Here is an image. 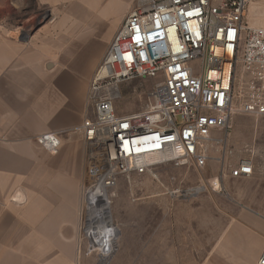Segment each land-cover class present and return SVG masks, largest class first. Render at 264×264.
<instances>
[{
	"label": "built area",
	"instance_id": "built-area-1",
	"mask_svg": "<svg viewBox=\"0 0 264 264\" xmlns=\"http://www.w3.org/2000/svg\"><path fill=\"white\" fill-rule=\"evenodd\" d=\"M137 1L90 83L93 116L80 127L87 212L92 203L111 205L122 177L169 163L204 168L210 145L226 144L235 114L264 116V22L245 24L249 0ZM138 77L154 81L145 107L118 113L121 83ZM36 140L52 154L62 145L54 131ZM253 172V161L243 159L231 175ZM211 186L220 187L219 176ZM258 264H264V247Z\"/></svg>",
	"mask_w": 264,
	"mask_h": 264
},
{
	"label": "crops",
	"instance_id": "crops-1",
	"mask_svg": "<svg viewBox=\"0 0 264 264\" xmlns=\"http://www.w3.org/2000/svg\"><path fill=\"white\" fill-rule=\"evenodd\" d=\"M41 37L31 33L28 41L0 31V264H76L83 149L65 134L80 132L93 115L82 120L75 112L74 84L59 102V75L47 70L53 63L44 62L50 52L36 42ZM51 131L63 141L55 156L36 143L38 135ZM82 138L85 142L83 133ZM44 172L57 191L40 190ZM257 183L252 191L258 197L239 203L232 193L224 198L204 191L180 200L176 209H132L111 243L119 242L116 257L122 251L126 264H258L264 178ZM220 200H226L224 207Z\"/></svg>",
	"mask_w": 264,
	"mask_h": 264
},
{
	"label": "rangeland",
	"instance_id": "rangeland-1",
	"mask_svg": "<svg viewBox=\"0 0 264 264\" xmlns=\"http://www.w3.org/2000/svg\"><path fill=\"white\" fill-rule=\"evenodd\" d=\"M137 6V0H0V31L20 33L28 41L31 33L42 34L41 39L36 42L43 45L45 54L50 52L44 62L53 63V67L46 69L59 75V102H63L66 90L74 84L75 112L83 120L93 115V104L89 98L92 76L125 18ZM79 10V15H83L81 19L77 15ZM263 22L264 0H249L245 24L256 26ZM73 24H76L74 28ZM153 83V80L146 77L122 82L120 95L114 101L116 111L128 114L142 110ZM65 135H69L67 142L70 140L69 142L77 143L83 149L82 178L77 189L81 203L75 241L76 264H100V250L87 236L88 212L82 199L86 181L87 146L81 131ZM36 143L48 155H57L49 153L37 140ZM62 146L63 144L60 149ZM209 155L210 158L202 169H197L193 164L178 167L169 163L155 167L152 173L134 174L130 179L122 177L115 188L110 208L118 225V238L123 223L130 220L132 209L137 207L176 209L180 200L192 199L204 191L218 193L224 198H230L232 193L236 197V203L257 198L258 193L253 194L252 190L259 187L257 182L261 177L264 178V116L235 114L226 144L210 145ZM243 159L253 161L254 172L246 178L236 179L231 175V170ZM217 176L220 177V187L214 190L211 182ZM40 186L43 191H57L58 184L48 182L44 172ZM176 188L200 190L195 194H172L171 191ZM157 198L165 201L160 202ZM156 199L158 201L153 202ZM219 202L222 207L226 205V200ZM115 208L119 218L115 214ZM144 219L146 220L145 216ZM167 219L171 220L172 217L168 216ZM118 245L119 242H116L105 252V257L113 253L107 264L129 263V257H125L122 251L116 257Z\"/></svg>",
	"mask_w": 264,
	"mask_h": 264
},
{
	"label": "bare ground",
	"instance_id": "bare-ground-1",
	"mask_svg": "<svg viewBox=\"0 0 264 264\" xmlns=\"http://www.w3.org/2000/svg\"><path fill=\"white\" fill-rule=\"evenodd\" d=\"M197 189L200 190V188ZM97 199L102 200L103 196H99ZM110 208V202L106 201L98 205L92 203L88 211L89 225L86 228L87 236L100 250V264H107L113 253H110L106 258L104 254L107 249L113 246L111 243L118 237V225L111 214Z\"/></svg>",
	"mask_w": 264,
	"mask_h": 264
},
{
	"label": "water",
	"instance_id": "water-1",
	"mask_svg": "<svg viewBox=\"0 0 264 264\" xmlns=\"http://www.w3.org/2000/svg\"><path fill=\"white\" fill-rule=\"evenodd\" d=\"M26 37H22V39L24 40ZM51 65V63H49V66ZM185 163L187 162V161H184Z\"/></svg>",
	"mask_w": 264,
	"mask_h": 264
}]
</instances>
